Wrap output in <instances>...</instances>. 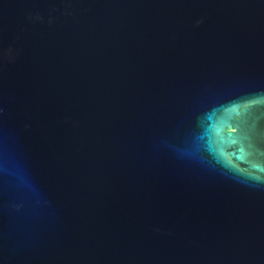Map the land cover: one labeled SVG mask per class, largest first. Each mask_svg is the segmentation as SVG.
<instances>
[{
  "label": "water",
  "instance_id": "obj_1",
  "mask_svg": "<svg viewBox=\"0 0 264 264\" xmlns=\"http://www.w3.org/2000/svg\"><path fill=\"white\" fill-rule=\"evenodd\" d=\"M0 264H264V0H0Z\"/></svg>",
  "mask_w": 264,
  "mask_h": 264
}]
</instances>
